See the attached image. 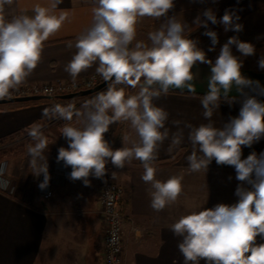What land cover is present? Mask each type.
I'll list each match as a JSON object with an SVG mask.
<instances>
[{
    "label": "clouds",
    "instance_id": "1",
    "mask_svg": "<svg viewBox=\"0 0 264 264\" xmlns=\"http://www.w3.org/2000/svg\"><path fill=\"white\" fill-rule=\"evenodd\" d=\"M61 2L52 0L50 7L36 5L34 15L29 16L15 14L16 0H0V100L10 98L40 63L44 42L67 19L65 13L54 14ZM92 4V24L76 37V52L64 70L75 83L80 73L96 65L106 90L97 92L79 108L69 103L42 110V117L66 122L60 132L68 146L58 149L57 162L71 168L70 180H81L89 186V177L106 176L109 163L123 169L138 160L143 167L141 179L151 186V208L162 211L175 203L183 192V176L173 175L164 181L155 178V161L169 139L165 126L169 113L153 101L170 90L194 92L193 68L198 63L207 64L208 90L201 100L207 123L185 125L192 146L186 158L188 170L207 172L213 160L217 165L233 167L240 182L234 193L238 200L182 215L170 230L181 238L177 247L183 264H264V243L257 242L258 237L264 240V152L242 158L243 147H251L264 137V101L255 95L245 96L239 114L230 117L223 127H217L211 119L222 100L233 102L234 98H229L233 87L243 94L245 88L259 85V81L242 74L243 62L232 51L235 46L247 57L255 54L254 45L238 36L229 37L213 62L198 47V40L186 34L189 25L177 16H169L174 0H92ZM146 17L162 21L159 28L148 33V43L136 40L137 25ZM238 20L228 9L217 19L213 9L208 8L193 23L205 29L203 35L211 41L208 51H214L219 37L209 23L222 25L225 32H240L243 25ZM258 65L264 69V58ZM137 87L135 94L126 91ZM117 122H128L135 138L125 135L123 146L113 149L105 134ZM27 134L33 142L27 149L32 174L43 175L39 187L44 189L51 179L44 154L48 138L39 124L30 126ZM183 139L182 130L173 133L167 151L178 147ZM0 187H7V182L0 183Z\"/></svg>",
    "mask_w": 264,
    "mask_h": 264
},
{
    "label": "crops",
    "instance_id": "2",
    "mask_svg": "<svg viewBox=\"0 0 264 264\" xmlns=\"http://www.w3.org/2000/svg\"><path fill=\"white\" fill-rule=\"evenodd\" d=\"M51 2L16 0L13 10L15 14L32 16L34 6L50 7ZM216 3L219 0H174V8L170 10L169 16L180 18L193 9ZM92 7V0H62L57 5L54 14L65 13L67 19L60 30L44 42L41 61L23 85L72 80L64 70L65 65L76 52V37L92 24ZM156 22L162 21L146 17L138 25ZM139 39L137 32L136 40ZM70 44L73 47H69ZM95 68L96 65H93L80 73L77 79L97 74ZM193 72L196 74L194 92L170 90L166 96L161 95L153 101L169 113L165 125L169 129V139L164 142L155 161V178L164 181L173 175L183 176V192L175 203L162 211L151 208V186L141 179L143 167L138 160L126 164L123 169H117L109 163L106 176L103 179L89 177V186H85L81 180L66 179L63 184L53 187V195L48 199L41 195L33 180L32 166L28 173L21 175V156L4 160L7 161V174L16 181L17 188L12 195L0 191V264H105L106 225L101 193L107 179L114 180L124 189L121 204L125 216L124 264H183V256L177 247L181 238L172 233L170 225L182 215L203 207L236 203L238 197L234 193L240 183L235 178L233 167L217 165L215 160L208 166L207 172L188 170L186 158L192 146L187 139L189 129L185 125L207 123L202 114L201 100L208 90L210 66L198 63ZM241 72L245 77L259 81V85L245 88L243 94L233 87L229 93V98H234L233 102L222 100L219 109L211 117L217 127H223L230 117L239 114L245 96L255 95L264 101V95L260 94L264 91V69L243 66ZM138 91L139 88L132 94ZM69 100L56 96L0 105V139H6L8 144L24 141L29 138L27 132L30 126L41 125L48 138L49 146L44 154L51 176L53 165L58 163V149L68 145L61 136V128L54 119L42 117V110L54 104L67 105ZM174 121L179 124L175 125ZM114 128V135L107 139L113 149L123 146L122 138L125 135L135 138L128 122L114 123ZM181 130L183 142L171 152L167 151L171 135ZM242 151V158L252 152H264V137L251 147H243ZM257 242L264 243V240L258 237Z\"/></svg>",
    "mask_w": 264,
    "mask_h": 264
},
{
    "label": "built area",
    "instance_id": "3",
    "mask_svg": "<svg viewBox=\"0 0 264 264\" xmlns=\"http://www.w3.org/2000/svg\"><path fill=\"white\" fill-rule=\"evenodd\" d=\"M101 82H103L101 76L95 74L82 79H76L75 83H73L72 80H60L53 83H44L40 85H22L18 90L13 91L10 98L0 101L30 96L56 97L78 92L80 90L92 89ZM96 93L97 92H94L84 97L70 99L69 101L79 108L84 101L92 98ZM61 121L63 120L54 119L55 123H59ZM6 167L7 161L0 162V169L3 170L2 174H0V183L7 182V187H0V191L12 195L17 188V184L16 181L7 174ZM70 172V167H65L63 162H58L52 167L50 176L51 179L46 188L41 189L39 187L40 183L43 181V175L39 177L34 175L33 180L38 185L41 195L48 199L53 195V187L61 185L66 179H69ZM123 197L124 189L121 185L112 179H107L104 182L101 193V204L103 219L106 225L104 249L105 264H124L123 235L125 216L121 208Z\"/></svg>",
    "mask_w": 264,
    "mask_h": 264
},
{
    "label": "rangeland",
    "instance_id": "4",
    "mask_svg": "<svg viewBox=\"0 0 264 264\" xmlns=\"http://www.w3.org/2000/svg\"><path fill=\"white\" fill-rule=\"evenodd\" d=\"M226 1L228 0H219V3ZM205 10L206 9L204 8L193 9L190 12H186L179 19L186 22L190 28L195 24L193 23L195 18ZM228 10L235 12V14L239 17V20L236 22L243 25V30L240 32H225L223 26H221L220 29L216 30L219 37V43L216 46L224 44L228 40V38L232 36H238L240 40L260 42V45L258 47H255L254 55L245 57L237 52L236 56L239 57L243 62V66L261 69L258 65V61L261 58H264V0H240ZM213 11L216 13L217 19L222 17L225 13H219L215 10ZM160 24V22H156L155 24L143 23L137 25L138 36H140L139 41L148 43V33L159 28ZM208 43L211 45L210 40L208 41Z\"/></svg>",
    "mask_w": 264,
    "mask_h": 264
},
{
    "label": "trees",
    "instance_id": "5",
    "mask_svg": "<svg viewBox=\"0 0 264 264\" xmlns=\"http://www.w3.org/2000/svg\"><path fill=\"white\" fill-rule=\"evenodd\" d=\"M239 1L240 0H229L227 2L209 4L203 8L204 9L211 8L215 11H218L219 13H223V12H225L226 9H229L230 7L234 6ZM221 26L222 25H220V24L212 25L211 23H209V28H211L214 31L220 29ZM189 29H190L189 33H186V34H189V38L198 40V42H199L198 47H200L202 50H204L207 57L214 62L215 59L217 58V56L219 55L220 48L223 44L220 46H215L214 51H208V49L211 45L208 43L210 38L203 35L205 29L203 27H200L197 24L192 25ZM241 41L250 42L251 44L254 45V47H258L260 45V42H257V41H246V40H241ZM232 51H233L234 55H236V53L238 52L236 50L235 46L232 47ZM136 89H130L129 88L126 91L129 94H132L135 92ZM65 123H66L65 121H61V122L57 123V125L60 128H62ZM75 123H76V121L74 118L73 124H75ZM114 133H115V128H114V124H112L110 126L109 132L105 134V138L106 139L112 138ZM7 142L8 141H6V139H0V162L4 161V160H8V159L13 158V157L21 156L22 157L21 175L28 173L30 170V167H31V157L29 156L27 149H28V145L33 143L31 141L30 137L24 141H21V142L15 143V144H8Z\"/></svg>",
    "mask_w": 264,
    "mask_h": 264
},
{
    "label": "water",
    "instance_id": "6",
    "mask_svg": "<svg viewBox=\"0 0 264 264\" xmlns=\"http://www.w3.org/2000/svg\"><path fill=\"white\" fill-rule=\"evenodd\" d=\"M106 89V83L103 81L100 84H98L96 87L92 88V89H87V90H80L78 92H74V93H70V94H65V95H60L58 96V98H62V99H75V98H80V97H84L87 96L91 93L94 92H99ZM51 97H46V96H30V97H24V98H15V99H11V100H4V101H0V105L1 104H8V103H26V102H30V101H38L41 99H48Z\"/></svg>",
    "mask_w": 264,
    "mask_h": 264
}]
</instances>
